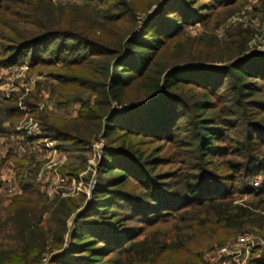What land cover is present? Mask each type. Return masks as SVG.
I'll return each mask as SVG.
<instances>
[{
  "label": "trees",
  "instance_id": "obj_1",
  "mask_svg": "<svg viewBox=\"0 0 264 264\" xmlns=\"http://www.w3.org/2000/svg\"><path fill=\"white\" fill-rule=\"evenodd\" d=\"M238 2L85 0L58 6L52 0H0V17H11L0 20L8 30L0 34L3 66L24 55H31L33 65L57 71L62 68L56 64H62L85 78L72 84L69 79L78 76L53 73L62 82L53 92L62 100L78 89L97 94L70 122L39 111L42 99L33 92L26 103L43 129L62 143L59 148L88 151L84 145L96 133L107 140L89 200L86 194L51 200L37 189L43 184L31 181L34 171L26 175L20 192L0 209V264H41L47 254L52 264H199L206 244L264 226V185L253 187L250 178L243 189L234 186L244 173L264 174L258 156L264 117L261 126L254 120L264 113V54L248 53L237 29L221 42L225 47L214 46L216 51L204 37L187 35L188 27ZM13 100L18 98L0 101V135L6 121L14 124L23 115ZM159 141L176 142L188 157L161 156L151 146ZM9 160L19 174L27 165L26 158L10 153L0 159V177ZM166 160L197 161L190 163L194 172L181 180L184 189L178 187V172L157 171ZM216 164L229 172L207 168L218 170ZM240 192L257 195V203H234ZM251 264H264V250Z\"/></svg>",
  "mask_w": 264,
  "mask_h": 264
},
{
  "label": "rangeland",
  "instance_id": "obj_2",
  "mask_svg": "<svg viewBox=\"0 0 264 264\" xmlns=\"http://www.w3.org/2000/svg\"><path fill=\"white\" fill-rule=\"evenodd\" d=\"M52 2L58 6H65L68 4L82 5L83 3H85V0H52ZM3 4L5 3L3 2ZM156 7L157 6L155 5V7H153L151 10H154ZM235 7L231 9L228 8L213 11L210 14V18L207 20V22L198 23L188 27L187 35H189L191 39L194 40L204 37L206 45L209 47V49L211 51H216L217 47L214 46L218 44L221 47H225V44L221 42L227 41L231 36L230 33L234 32L237 29L236 31H238V33H242V35L239 36L238 40L241 42V44L246 42V44L248 45V53H250L251 55L262 56L260 54H264V0H239L238 4ZM10 19L11 17L8 13H3L0 17V20L2 22L9 21ZM7 31L8 30L5 28V25L3 23H0V34L6 33ZM209 41H212L214 44L211 45ZM177 49L178 48L174 47L169 51L173 52ZM4 54L5 53H2V55L0 56V101L2 103H7L8 100L17 97L18 101H13H15V104H18L20 110L23 112V115L19 119H17L14 124H11L12 122L10 123L9 121H6L4 123L6 132L0 135V159L8 157V155L12 153L19 158H26L27 165H24V169L19 174L15 162L13 160H9V162H7L2 169V176L0 177L1 186L3 185V182L9 178L14 180V183L18 186L19 190L22 180L26 178V175H29L31 170H33L34 174L32 175L33 177L30 178L32 179L31 181H33L36 185L43 184L42 188H36L38 190L42 189L43 193L46 192V196H48L49 199H55L56 195H48L49 192L52 193V188L50 187V185H48L50 183L45 181L44 178L40 176L43 168L49 162L47 158L48 150L45 146V143H42L41 140H39L30 146V143L24 142V138L27 136V131L32 128L35 132L39 131L42 134V137H47L50 140H54L61 157L62 155L67 156L66 162L62 167V172L64 174H67L72 179L75 178L77 179V181L79 180L81 182H84L85 185L88 184V182L94 176L98 177V161L100 160L101 156H103V152L106 148L107 142V140L104 139L102 133L98 135L97 133L94 134L91 139V143L89 145H84L88 151H84L81 149H79L80 151L77 150V148L83 149V146L75 147L72 145H67L65 148H59L58 145L61 142L58 143L56 139L50 136V133L48 131H45L43 129V122L40 120V118L37 117V114H33V108L26 103V99L29 95H31L35 91H39V96L42 99L39 103V111L44 110L49 115L55 114L56 117H61L64 120H69L70 122H72L75 117L79 116V112L82 109L84 102H95L97 94L94 91L88 89H78L69 92V97L65 100H62L61 95L58 92H53V86L56 87L62 83L53 75V73H61L68 76H78L79 79H73L72 77L71 79H69V81L72 84H81L85 79L80 77L82 75L81 71L74 72L64 70V66L62 64H56L58 68H62L61 71H57V69L52 66L39 64L33 65L31 62V55L28 57H26L25 55L23 57H20L9 67L3 66L5 62ZM48 56L49 55L47 54L46 57ZM212 64L219 66L223 65V63L216 62H212ZM256 96L260 98L261 95L259 94ZM141 103L143 102L141 101L138 104ZM35 109L37 112V107ZM263 117L264 113H257L254 117V120H257L255 121L256 124L261 126L259 123H262ZM236 122L238 123L240 135L243 139L245 136H243L245 129L243 127L244 122L241 120V116H238ZM33 123H37V125L34 126ZM230 134L231 136H234L235 131L231 132ZM176 145V142L165 143L163 141H159L154 142L151 146L157 147L158 152H161V156H167L168 158L173 157L175 160L186 159L188 156L185 152V149L179 148ZM262 150L263 151L261 153H258V156L264 159V147ZM85 158L87 159L85 160ZM220 160V158L217 159V162H220ZM28 162H30V164ZM169 162V160H166L163 166L157 168V171L168 172L170 175H172V173L174 174L175 172H178V175L181 176L176 179L178 187L180 189H184V186L182 185L183 182L181 180L186 175L194 172L193 166H190V163H194L197 161L193 160L182 163ZM82 165H84L83 170H80L78 173L73 172L75 174H72V169H78ZM260 165L261 164L258 163L255 168L259 167ZM215 167L219 169L214 170L210 169L207 166V168L213 173L229 172L227 167H225L224 165L216 164ZM250 178L252 180V184H250L253 187L264 185V174H258L255 177H249L248 175H246V173H244L236 181V183H234L235 189H243L246 185V180ZM173 180L175 179H172V181L167 179V181L170 183H172ZM232 189L234 191V187ZM62 191H66V189L63 188L61 192L57 194V196L68 198L62 195ZM242 192H240L241 194L237 193L234 195V198H236L234 203H245L247 205L248 203L256 202L258 200L257 195ZM82 194H86V192H80V194L72 197H78ZM15 195L16 194L12 195L11 193H9V191L2 186L0 189V209L7 207L11 203ZM86 196L87 200H89L87 194ZM245 232L256 233L264 237V226L262 228L256 226L254 228L246 229L242 232L235 233L232 236H229L225 240L216 239L209 245L206 244L202 253V262L200 261L199 264L205 262V255L207 252L216 247L231 245L240 234Z\"/></svg>",
  "mask_w": 264,
  "mask_h": 264
},
{
  "label": "built area",
  "instance_id": "obj_3",
  "mask_svg": "<svg viewBox=\"0 0 264 264\" xmlns=\"http://www.w3.org/2000/svg\"><path fill=\"white\" fill-rule=\"evenodd\" d=\"M33 125L36 126L37 123H33ZM34 132L33 128L29 129L27 131V136L24 138V142L30 143L31 146V139L36 138L38 141L41 140L42 143H45L48 150L47 158L49 162L43 168L40 176L50 183L48 185L52 188V193L49 192L48 195H57L64 188L67 192L62 191V195L65 197H72L80 194V192H86L90 199L98 183L97 177L94 176L88 184L85 185L84 182L77 181V179H72L67 174H64L62 172V167L66 162L67 156H60V152L54 140L42 137L39 131ZM2 186L12 195L20 192V189L18 190V186L12 179L8 178L5 180ZM262 250H264V237L256 233L245 232L240 234L231 245L216 247L207 252L205 255V262L201 264H251L255 257H261ZM41 264H52L51 256L49 254L45 255L42 258Z\"/></svg>",
  "mask_w": 264,
  "mask_h": 264
},
{
  "label": "crops",
  "instance_id": "obj_4",
  "mask_svg": "<svg viewBox=\"0 0 264 264\" xmlns=\"http://www.w3.org/2000/svg\"><path fill=\"white\" fill-rule=\"evenodd\" d=\"M31 141H32V144H34V143L36 142V140L34 141V138H32ZM37 141H38V140H37Z\"/></svg>",
  "mask_w": 264,
  "mask_h": 264
}]
</instances>
